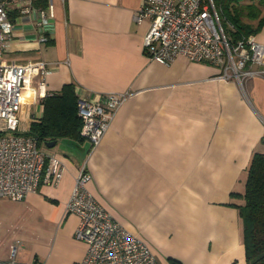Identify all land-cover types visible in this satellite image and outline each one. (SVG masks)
Masks as SVG:
<instances>
[{
  "label": "crops",
  "instance_id": "crops-1",
  "mask_svg": "<svg viewBox=\"0 0 264 264\" xmlns=\"http://www.w3.org/2000/svg\"><path fill=\"white\" fill-rule=\"evenodd\" d=\"M6 1L13 26L3 60L51 67L42 96L31 99L29 92L40 79L38 68L26 78L22 131L42 117V98L65 84L92 97L132 91L87 160L88 190L151 248L158 264H171L170 258L245 264L234 206L243 199L231 193L244 191L252 153L264 152V76L247 79L242 90L218 78L220 69L211 63L149 58L143 48L149 23L134 18L142 0H51L44 28L35 11L22 13L14 0ZM48 3L33 5L46 9ZM56 144L42 147L63 159L61 181L41 183L23 200L51 225L43 242L46 264H80L86 244L73 236L78 217L66 213L65 204L88 141Z\"/></svg>",
  "mask_w": 264,
  "mask_h": 264
},
{
  "label": "built area",
  "instance_id": "built-area-1",
  "mask_svg": "<svg viewBox=\"0 0 264 264\" xmlns=\"http://www.w3.org/2000/svg\"><path fill=\"white\" fill-rule=\"evenodd\" d=\"M22 13L35 11L36 23L45 27L51 17V0L46 9H37L34 0H14ZM135 21L147 20L143 37L146 55L162 64L178 56L194 62H208L220 69L218 78L233 80L243 90L249 78L264 76V43L255 34L229 39L222 7L215 0H142ZM7 1L0 0V197L19 200L35 192L41 183L57 186L66 170L63 159L38 145L34 136L20 128L19 110L25 81L34 68L40 79L29 89L31 99L42 96L45 78L51 67L44 61L5 62L2 58L6 39L12 29ZM41 40H46L42 36ZM132 91H110L92 97L78 95L77 113L82 120L80 135L88 147L80 162L65 212L78 217L74 237L86 244L80 264H158L151 248L128 231L88 190L91 173L87 160L101 142L119 107ZM264 122V118H262ZM16 246L0 264H44L16 260Z\"/></svg>",
  "mask_w": 264,
  "mask_h": 264
},
{
  "label": "trees",
  "instance_id": "trees-1",
  "mask_svg": "<svg viewBox=\"0 0 264 264\" xmlns=\"http://www.w3.org/2000/svg\"><path fill=\"white\" fill-rule=\"evenodd\" d=\"M33 3L42 8L46 6V0H34ZM215 3L222 7L226 21L232 25L225 29L232 41L256 34L264 27V0H215ZM77 96L72 83L63 85L58 92L45 95L41 100L42 117L31 121L25 134L37 138L39 146L58 139L82 141ZM231 194L241 195L243 199L241 204L234 206L242 222L245 264H264V152L252 153L244 191ZM169 261L181 264L175 259L170 258Z\"/></svg>",
  "mask_w": 264,
  "mask_h": 264
},
{
  "label": "rangeland",
  "instance_id": "rangeland-1",
  "mask_svg": "<svg viewBox=\"0 0 264 264\" xmlns=\"http://www.w3.org/2000/svg\"><path fill=\"white\" fill-rule=\"evenodd\" d=\"M223 24L226 28L227 23L223 21ZM255 36L261 42L260 39H264V27ZM21 112L19 118H22ZM54 149L59 150V144ZM38 210L23 199L0 197V260L8 259L12 247L16 246V260L26 263L46 260V264L43 242L51 225L45 223Z\"/></svg>",
  "mask_w": 264,
  "mask_h": 264
},
{
  "label": "water",
  "instance_id": "water-1",
  "mask_svg": "<svg viewBox=\"0 0 264 264\" xmlns=\"http://www.w3.org/2000/svg\"><path fill=\"white\" fill-rule=\"evenodd\" d=\"M55 144H56V140H50V141H46V142H45V145H46V147H48V148L53 147Z\"/></svg>",
  "mask_w": 264,
  "mask_h": 264
}]
</instances>
